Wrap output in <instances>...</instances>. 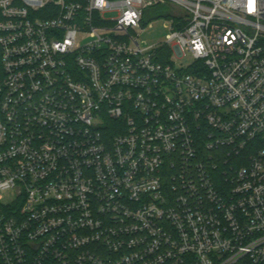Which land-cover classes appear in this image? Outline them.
<instances>
[{
    "label": "built area",
    "instance_id": "built-area-1",
    "mask_svg": "<svg viewBox=\"0 0 264 264\" xmlns=\"http://www.w3.org/2000/svg\"><path fill=\"white\" fill-rule=\"evenodd\" d=\"M0 264H264V0H0Z\"/></svg>",
    "mask_w": 264,
    "mask_h": 264
},
{
    "label": "rangeland",
    "instance_id": "rangeland-1",
    "mask_svg": "<svg viewBox=\"0 0 264 264\" xmlns=\"http://www.w3.org/2000/svg\"><path fill=\"white\" fill-rule=\"evenodd\" d=\"M169 9H164V14L168 13ZM110 15H114L110 13ZM171 32L170 18L166 15L151 19V23L140 33L139 40L142 46H148L154 43H159L165 40ZM173 59L177 62V66H188L193 58L188 54L184 57L174 55Z\"/></svg>",
    "mask_w": 264,
    "mask_h": 264
},
{
    "label": "trees",
    "instance_id": "trees-1",
    "mask_svg": "<svg viewBox=\"0 0 264 264\" xmlns=\"http://www.w3.org/2000/svg\"><path fill=\"white\" fill-rule=\"evenodd\" d=\"M156 10H157L158 13H162V7L161 6L158 5Z\"/></svg>",
    "mask_w": 264,
    "mask_h": 264
}]
</instances>
